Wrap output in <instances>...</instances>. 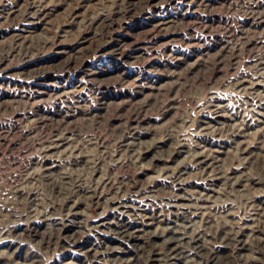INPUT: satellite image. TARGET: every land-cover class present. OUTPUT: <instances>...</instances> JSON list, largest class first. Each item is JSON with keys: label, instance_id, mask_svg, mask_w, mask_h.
Masks as SVG:
<instances>
[{"label": "rangeland", "instance_id": "1", "mask_svg": "<svg viewBox=\"0 0 264 264\" xmlns=\"http://www.w3.org/2000/svg\"><path fill=\"white\" fill-rule=\"evenodd\" d=\"M0 264H264V0H0Z\"/></svg>", "mask_w": 264, "mask_h": 264}]
</instances>
